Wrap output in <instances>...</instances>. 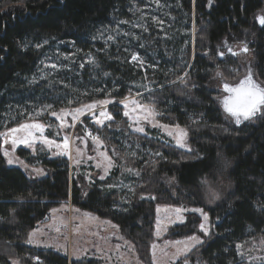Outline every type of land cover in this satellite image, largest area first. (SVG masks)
Here are the masks:
<instances>
[{
	"label": "trees",
	"instance_id": "trees-1",
	"mask_svg": "<svg viewBox=\"0 0 264 264\" xmlns=\"http://www.w3.org/2000/svg\"><path fill=\"white\" fill-rule=\"evenodd\" d=\"M262 8V0H0V133L34 120L54 125L51 113L140 95L159 122L188 132L190 149L131 133L115 105L113 120L92 129L117 165L134 170L127 191L109 189L107 179L84 193L85 180L71 177L66 158L18 150L27 166L49 172L29 179L0 153V264H100L27 246L41 220L67 201L116 226L151 264L155 208H203L195 191L217 175L221 153L234 159L233 190L207 211L211 238L175 264H238L237 246L264 237V118L226 121L207 85L217 73L226 82L240 77L237 61L217 54L223 40L240 36L264 85ZM200 224L185 214L169 239L200 237Z\"/></svg>",
	"mask_w": 264,
	"mask_h": 264
},
{
	"label": "rangeland",
	"instance_id": "rangeland-1",
	"mask_svg": "<svg viewBox=\"0 0 264 264\" xmlns=\"http://www.w3.org/2000/svg\"><path fill=\"white\" fill-rule=\"evenodd\" d=\"M262 2L263 8L257 13V19L264 16V0H262ZM245 44L248 48V52L246 53L241 51ZM229 47H231L233 52L237 54L232 55V53L228 51ZM220 52L224 53L223 57L219 55ZM217 54L219 55L220 60H223L227 55H231V59L237 61L238 67L241 71V75H237H240V77L234 81L231 80V82H226L223 78L217 75L208 83V90L215 94L214 98L216 105L218 104L221 106V98L224 96L222 93L224 83L231 85L235 84L238 80L243 79L247 75L249 69H251L254 78L255 60L249 43L241 36L238 37V39L223 40L218 46ZM138 96L140 95L128 97L120 101L104 100L108 101V103L104 104L101 103V101L100 103L95 104L96 107L93 109L87 108L86 105L80 107L82 110L81 113H76V109L61 110L56 112L55 116L51 113L49 118H55L54 125L49 124L47 121L43 122L34 120L28 122H38L44 125L42 133H35V135L41 139H37L30 144L17 143L14 145L11 142L12 138L10 130L3 133L4 135H0V153L5 160V165L7 167H14L21 170L29 179H41L46 175H49V172L40 167H36V165H33L32 167L27 166L23 160L17 157L16 152H18V150H24L29 152L30 155H39L42 154V152L44 153V151H49L52 153L53 157L58 155H65L67 157L66 159L69 161L71 177L74 180H85L81 185L84 193L89 191L95 180H97V182H104L107 179H111L108 185L109 189L115 188L123 191L129 190L128 174L131 173L126 170L129 168L124 167L121 164L117 165L114 162L113 166L105 171V162L101 153H105L109 156L107 153V148L109 147L101 140V137L99 138L103 143L97 144L93 141L91 136H88L83 131L80 127V124L83 123V119H87L91 124L100 129L107 126L113 119L111 121L105 120L103 125L97 124L95 121L99 116V113L101 111H106L111 115V109L109 108L111 106L114 108L115 105H118V108H122L121 114L125 117L126 127L131 133L143 135L148 139L170 145L181 151H189L187 139L185 141V146L181 147L176 143L175 135H168L167 129L154 126V123L151 121H144L143 119L138 122L136 121L135 117L141 114L139 109H137L136 112H132V108L135 107L132 101H137L136 98ZM126 104L128 105L127 108L125 107ZM125 111L129 112V116L124 115ZM158 116L155 117L156 121H158ZM223 116H225L224 118L226 121L230 123L233 122V120L229 117L227 118L224 113ZM59 117H62L63 119H60ZM254 119L255 118L246 121V124H254ZM233 123L236 124L235 121ZM159 124L166 125L161 122H159ZM138 127H142L144 131H136V128ZM121 129L124 130V127ZM16 135L22 136L24 133H17ZM45 137L48 140L55 141V143L49 147L47 144L43 143L42 138ZM65 138L68 140V149L66 152L63 149ZM57 144L61 145V147H57ZM5 153H7V155H5ZM9 159L13 160L12 164L8 163ZM70 164H72V166H70ZM97 165L100 166L98 167ZM217 172L218 173L215 177L206 179L207 183L201 181L199 183V189H196L195 191L203 203V208H201L202 212L185 210L177 216L174 211L176 208L168 207L169 210L167 212H158V207L155 208L153 221L154 231L152 233L153 241L149 250L151 264H175L185 257L184 255H177V248L183 247V245H176L174 242L186 241L188 237L177 240L169 239V233L172 228L185 221V214H195V216L199 218L201 224H204L207 229V234H205L201 228L199 229L202 234L200 237L192 235L198 237L201 243L192 247L191 251L186 253V256H188L193 250L202 247L211 238L212 222L209 218L205 220L204 215H207L208 217L207 211L224 203L228 194L233 190V185L228 179L229 170L226 176H222L219 170H217ZM101 176L104 178L101 179ZM229 182L231 187L225 189V195L222 199L215 203H208L206 201V188L218 184H227ZM158 220L162 222L159 230L157 229ZM218 223L219 221L216 222L215 225ZM30 234H32L31 243L28 242ZM30 234L27 238V246L56 252L68 260L95 259L100 264H144L140 261L135 248L123 237L116 226L108 221L100 220L87 212L72 207L70 201L63 202L52 209L47 218L42 219ZM262 240H264V237L255 241L242 243L240 244L241 247L237 246L238 264H264V243H262ZM153 245H156L155 249L153 248ZM9 264H13V262H9Z\"/></svg>",
	"mask_w": 264,
	"mask_h": 264
},
{
	"label": "snow or ice",
	"instance_id": "snow-or-ice-1",
	"mask_svg": "<svg viewBox=\"0 0 264 264\" xmlns=\"http://www.w3.org/2000/svg\"><path fill=\"white\" fill-rule=\"evenodd\" d=\"M259 23L260 25H264V16H261L259 18ZM228 51L232 53V55H236L237 53L233 52L232 48L229 47ZM243 52H248L247 45L245 44L244 47L241 49ZM219 55L223 57L224 53L220 52ZM133 60L137 59L136 55L132 56ZM53 68H55V65H52ZM217 75H220V73H217ZM224 91L229 93L230 95L226 96L223 98V106L224 109L227 113L231 114V116L235 117V123L237 125L241 124L242 121H248L254 117H256L258 114L260 115L261 118H264V86H262L260 83H258L254 78H253V73L251 69L248 70L247 75L239 81V84L237 86H229L228 83H224L223 85ZM101 103H108V101H102ZM132 103L135 105L134 108H132V112H136L137 109H139V112L141 115H137L135 117L136 121H140L143 119L144 121H151L154 123V126H159L164 129L168 130V135L173 136L175 135V140L178 145L181 147L185 146V141L188 136V132L181 128L178 124L171 126V125H162L159 124V121L155 120V117L160 115L159 112H157L156 108L154 105L150 104H142L139 103L135 100L132 101ZM89 109H93L96 107L95 104L87 105L86 106ZM125 107L127 108L128 105L126 104ZM81 109L77 108L75 110L76 113H81ZM53 115H56V113H53ZM125 116H129V112L125 111L124 113ZM60 119H63L62 117H59ZM113 117L107 113L106 111H101L99 113V116L96 118V123L103 125L105 120L111 121ZM44 130V125L38 122H33V123H22L16 128L10 129V135H11V142L12 144H17V143H23V144H30L32 142H35L37 139H41L40 137H37L35 135L36 132H43ZM136 131L138 132H143L144 129L142 127L136 128ZM17 133H24L22 136H17ZM0 135H4L3 133H0ZM90 136H92L91 133H89ZM43 143L47 144L49 147H51L55 141L48 140L46 137L42 138ZM92 139L94 142L97 144H102L103 142L100 140L98 136H92ZM7 142V141H6ZM57 147H61V145L57 144ZM63 149L66 150L68 149V140L65 138L63 142ZM190 151V149H189ZM7 155V153H5ZM103 156L104 162H105V171H107L108 168L112 167L114 164V161L111 157H109L105 153H101ZM159 155V153H157ZM9 164L13 163L12 159L8 160ZM98 167L100 165H97ZM129 172H133V169H126ZM137 175L139 174L138 172L136 173ZM101 179L104 177L101 176ZM203 183H207V181H202ZM143 198V197H142ZM155 197H152L154 199ZM169 209L167 206L161 208L158 207L157 211H165L167 212ZM186 209H181V208H176L174 209L175 213L177 216L182 211H185ZM193 211H199L202 212V209H193ZM204 219L207 220L208 217L207 215H204ZM161 221H157V229H160ZM200 228L202 231L207 234V229L205 228L204 224L200 225ZM32 234H30L29 237V243L32 242L31 239ZM176 245H183V247H178L177 248V255H184L186 257V253L191 251L192 247H195L196 244L201 243L200 239L196 236H191L188 237L186 241H175L174 242ZM262 243H264V240H262ZM156 245H153V248L155 249ZM238 247H241L238 245ZM13 264H17V262H13ZM183 264H187V259L185 258Z\"/></svg>",
	"mask_w": 264,
	"mask_h": 264
},
{
	"label": "clouds",
	"instance_id": "clouds-1",
	"mask_svg": "<svg viewBox=\"0 0 264 264\" xmlns=\"http://www.w3.org/2000/svg\"><path fill=\"white\" fill-rule=\"evenodd\" d=\"M234 165V159L226 154L221 153L217 160V168L222 176H226L228 170ZM231 187L230 182L227 184H218L205 189V197L208 203H215L223 198L225 189Z\"/></svg>",
	"mask_w": 264,
	"mask_h": 264
},
{
	"label": "water",
	"instance_id": "water-1",
	"mask_svg": "<svg viewBox=\"0 0 264 264\" xmlns=\"http://www.w3.org/2000/svg\"><path fill=\"white\" fill-rule=\"evenodd\" d=\"M240 80H242V79H240ZM240 80H238L235 84H233V85H231V84H229V86H237L238 84H239V81ZM222 92L225 94L224 96L226 97V96H228V95H230L229 93H227L226 91H224V87H222ZM224 98V97H223ZM223 98H221V108H222V110H223V112H224V114L227 116V117H229L230 119H232L233 121H235V117H233V116H231V114H229V113H227L226 111H225V109H224V106H223ZM259 115V114H258ZM255 118V117H254ZM253 119V118H252ZM251 120V119H250ZM249 121V120H248ZM242 122H246V121H242Z\"/></svg>",
	"mask_w": 264,
	"mask_h": 264
},
{
	"label": "built area",
	"instance_id": "built-area-1",
	"mask_svg": "<svg viewBox=\"0 0 264 264\" xmlns=\"http://www.w3.org/2000/svg\"><path fill=\"white\" fill-rule=\"evenodd\" d=\"M81 127H82L83 131H84L88 136H90L89 133H91L92 136H98L96 133H93V131H92V129H91V127H90L89 125L82 124ZM92 136H91V137H92Z\"/></svg>",
	"mask_w": 264,
	"mask_h": 264
},
{
	"label": "crops",
	"instance_id": "crops-1",
	"mask_svg": "<svg viewBox=\"0 0 264 264\" xmlns=\"http://www.w3.org/2000/svg\"><path fill=\"white\" fill-rule=\"evenodd\" d=\"M90 105V104H89ZM53 116H55V115H53ZM53 120L55 121V118H53ZM44 154L47 156V157H49V158H55V157H62V158H67L65 155H58V156H52V153L51 152H49V151H44ZM70 166H72V164H70ZM14 168V167H13ZM95 181H97V180H95Z\"/></svg>",
	"mask_w": 264,
	"mask_h": 264
},
{
	"label": "flooded vegetation",
	"instance_id": "flooded-vegetation-1",
	"mask_svg": "<svg viewBox=\"0 0 264 264\" xmlns=\"http://www.w3.org/2000/svg\"><path fill=\"white\" fill-rule=\"evenodd\" d=\"M223 95H225V94L223 93ZM223 97H225V96H223Z\"/></svg>",
	"mask_w": 264,
	"mask_h": 264
}]
</instances>
